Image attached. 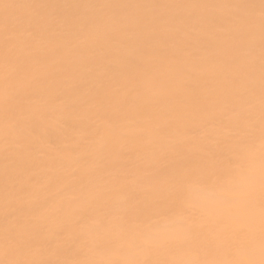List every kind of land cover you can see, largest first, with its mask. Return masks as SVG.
Segmentation results:
<instances>
[{"label":"bare ground","instance_id":"bare-ground-1","mask_svg":"<svg viewBox=\"0 0 264 264\" xmlns=\"http://www.w3.org/2000/svg\"><path fill=\"white\" fill-rule=\"evenodd\" d=\"M262 133L261 0H0V264H260L258 195L211 180L193 199L215 243L145 240L181 223L179 178L241 145L258 186ZM238 222L235 251L217 237Z\"/></svg>","mask_w":264,"mask_h":264},{"label":"snow or ice","instance_id":"snow-or-ice-1","mask_svg":"<svg viewBox=\"0 0 264 264\" xmlns=\"http://www.w3.org/2000/svg\"><path fill=\"white\" fill-rule=\"evenodd\" d=\"M264 5V0H261ZM254 151L251 145H241L235 152L228 155L223 167L214 175V177H204L195 174H186L177 181L175 191L174 206L171 209L172 215L179 218L181 223L172 230L167 237H147L145 243L149 245L158 243L181 244L191 246L198 240H210L203 225L199 222L196 215V205L194 203V194L209 185L219 189H226L236 205H245L249 210H254V206L259 199V216L261 226V249L264 253V133L261 136L260 147V175L257 186L256 178L253 172ZM250 225L244 222H238L229 226L225 233H221L217 239L225 246L239 251L247 242L250 232ZM215 243L216 241L210 240ZM98 247H105L107 241L98 240L95 242ZM34 264V262H33ZM98 264H129V262L101 261ZM165 264H252L251 261L244 262L240 260L206 261L189 260L165 262ZM264 264V259L260 261Z\"/></svg>","mask_w":264,"mask_h":264}]
</instances>
